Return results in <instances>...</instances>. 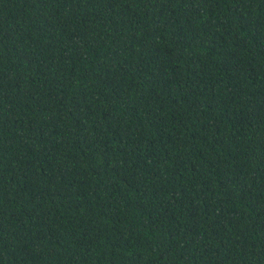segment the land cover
Instances as JSON below:
<instances>
[{
	"label": "trees",
	"instance_id": "1",
	"mask_svg": "<svg viewBox=\"0 0 264 264\" xmlns=\"http://www.w3.org/2000/svg\"><path fill=\"white\" fill-rule=\"evenodd\" d=\"M0 264H264V0H0Z\"/></svg>",
	"mask_w": 264,
	"mask_h": 264
}]
</instances>
